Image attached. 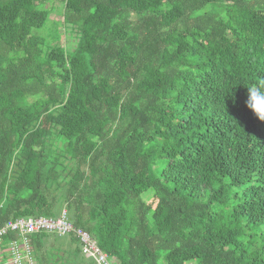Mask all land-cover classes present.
Instances as JSON below:
<instances>
[{"label":"trees","instance_id":"obj_1","mask_svg":"<svg viewBox=\"0 0 264 264\" xmlns=\"http://www.w3.org/2000/svg\"><path fill=\"white\" fill-rule=\"evenodd\" d=\"M261 81L264 0H0V228L66 212L110 264H264ZM50 235L36 264L92 263Z\"/></svg>","mask_w":264,"mask_h":264},{"label":"built area","instance_id":"obj_2","mask_svg":"<svg viewBox=\"0 0 264 264\" xmlns=\"http://www.w3.org/2000/svg\"><path fill=\"white\" fill-rule=\"evenodd\" d=\"M38 233L56 234L61 237L75 235L84 254L95 256L101 264H110L108 256L100 250L92 236L75 227L66 212L58 218H21L9 221L1 227L0 264H36L31 236ZM10 234H18L20 237L3 249V244Z\"/></svg>","mask_w":264,"mask_h":264},{"label":"rangeland","instance_id":"obj_3","mask_svg":"<svg viewBox=\"0 0 264 264\" xmlns=\"http://www.w3.org/2000/svg\"><path fill=\"white\" fill-rule=\"evenodd\" d=\"M51 7H53V11L49 16V19H48L46 25L40 29H37L36 33L38 35L42 36L43 38L49 40V41L56 42V40L59 39L58 41H62V44H63L64 37H63V35H61L59 28H60V24L63 21L62 13L64 10H63V7H60L58 5H54V6L52 5ZM61 30L64 31L63 28ZM46 242H47V244H50L51 246H53V245L56 246V244H57V246H59L62 250H66L65 251L66 253L62 252L61 255L65 256L67 259L74 258L73 256H71V254H69L67 252V249H66V248H69L71 246V243H72V241L70 240L69 237L59 238V237L50 235L46 238ZM59 247H57V248H59ZM85 258L87 260H91L92 261L91 264H100L97 261L98 259L93 255L85 256ZM189 264H196V263L190 262Z\"/></svg>","mask_w":264,"mask_h":264},{"label":"clouds","instance_id":"obj_4","mask_svg":"<svg viewBox=\"0 0 264 264\" xmlns=\"http://www.w3.org/2000/svg\"><path fill=\"white\" fill-rule=\"evenodd\" d=\"M245 106L253 111L259 120L264 121V81L247 89Z\"/></svg>","mask_w":264,"mask_h":264}]
</instances>
